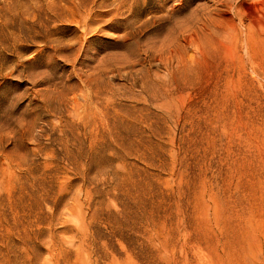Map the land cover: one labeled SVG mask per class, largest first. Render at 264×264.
<instances>
[{
	"label": "rangeland",
	"instance_id": "374dc122",
	"mask_svg": "<svg viewBox=\"0 0 264 264\" xmlns=\"http://www.w3.org/2000/svg\"><path fill=\"white\" fill-rule=\"evenodd\" d=\"M0 264H264V0H0Z\"/></svg>",
	"mask_w": 264,
	"mask_h": 264
}]
</instances>
